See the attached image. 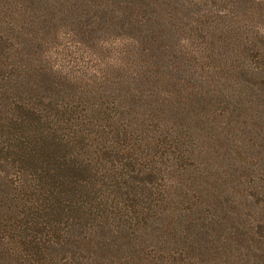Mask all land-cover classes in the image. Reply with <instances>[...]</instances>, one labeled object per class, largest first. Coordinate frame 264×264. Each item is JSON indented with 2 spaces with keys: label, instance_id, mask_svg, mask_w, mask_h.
<instances>
[{
  "label": "rangeland",
  "instance_id": "1",
  "mask_svg": "<svg viewBox=\"0 0 264 264\" xmlns=\"http://www.w3.org/2000/svg\"><path fill=\"white\" fill-rule=\"evenodd\" d=\"M0 264H264V0H0Z\"/></svg>",
  "mask_w": 264,
  "mask_h": 264
},
{
  "label": "trees",
  "instance_id": "2",
  "mask_svg": "<svg viewBox=\"0 0 264 264\" xmlns=\"http://www.w3.org/2000/svg\"><path fill=\"white\" fill-rule=\"evenodd\" d=\"M56 146V145H55ZM60 168H58L57 169V171H58V173L60 174ZM21 176V174L20 175H18V177H20ZM60 179H57V181H58V186L56 185L55 186V189H57L58 190V188H62V190H68V194L72 191V189H71V187H70V185L67 183V181H66V176H61L60 175ZM66 206H68V205H65V207ZM65 207L63 208V209H57V210H55V214H58V215H63L64 214V212H65ZM81 210V209H80ZM67 222H69V218H68V220H67ZM58 233H62L61 232V226H59L58 227ZM61 239V238H60Z\"/></svg>",
  "mask_w": 264,
  "mask_h": 264
}]
</instances>
